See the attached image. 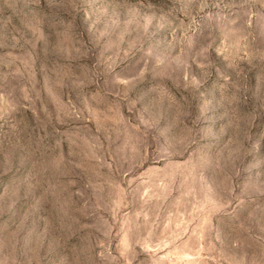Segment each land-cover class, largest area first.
I'll list each match as a JSON object with an SVG mask.
<instances>
[{"label":"rangeland","instance_id":"374dc122","mask_svg":"<svg viewBox=\"0 0 264 264\" xmlns=\"http://www.w3.org/2000/svg\"><path fill=\"white\" fill-rule=\"evenodd\" d=\"M0 264H264V0H0Z\"/></svg>","mask_w":264,"mask_h":264}]
</instances>
